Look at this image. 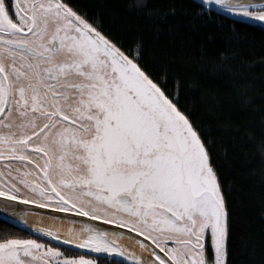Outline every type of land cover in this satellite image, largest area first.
Segmentation results:
<instances>
[{
  "label": "snow or ice",
  "instance_id": "snow-or-ice-1",
  "mask_svg": "<svg viewBox=\"0 0 264 264\" xmlns=\"http://www.w3.org/2000/svg\"><path fill=\"white\" fill-rule=\"evenodd\" d=\"M212 3L264 22V4L203 0L201 10ZM141 55L68 0H0V208L87 218L63 236L33 231L109 264H228V203L209 146ZM70 251L39 235L0 238V264H98Z\"/></svg>",
  "mask_w": 264,
  "mask_h": 264
},
{
  "label": "trees",
  "instance_id": "trees-1",
  "mask_svg": "<svg viewBox=\"0 0 264 264\" xmlns=\"http://www.w3.org/2000/svg\"><path fill=\"white\" fill-rule=\"evenodd\" d=\"M68 2L124 49L139 46L154 77H167L218 170L228 264H264V29L192 0ZM30 235L0 221V238Z\"/></svg>",
  "mask_w": 264,
  "mask_h": 264
},
{
  "label": "water",
  "instance_id": "water-1",
  "mask_svg": "<svg viewBox=\"0 0 264 264\" xmlns=\"http://www.w3.org/2000/svg\"><path fill=\"white\" fill-rule=\"evenodd\" d=\"M193 2L197 3V4H202L203 0H192ZM244 2H247V0H244ZM253 3L256 4H264V0H252ZM205 8L207 10H213L219 14H222L230 19L233 20H237L240 22H244L246 24H249L251 26H259L261 28L264 29V26L257 24L255 22H251V21H247L241 18H238L235 15H232L228 12H226L223 8H221L220 6L215 5L214 3L205 6ZM3 198H0V200H2ZM17 204V215H11V214H7L4 212V210L2 208H0V221H3L5 223H8L9 225L25 231L33 236H37L39 235V238L43 239L45 242L60 246V247H64L67 249H71L73 251H78L81 253H85L88 255H92L94 257L97 258H105L106 255L108 254H104V253H95L92 252L91 250L88 249H79L77 248L75 245H67L64 244L63 241H56L52 238H49L47 236H43L42 234H37L33 231V226H37V227H50L53 230H56L57 228L59 229L61 232H64L65 234L67 233L68 228H74V229H79L82 224L81 221H87V218H81V217H76L74 213H57L52 209H40L35 205H23L20 202H16ZM23 212V215L21 216L19 213ZM59 217L58 219H54L53 217ZM71 220H75L77 221L76 223H70V219ZM95 224L105 227V228H114L115 226L113 225H103L102 222H94ZM127 231V230H124ZM61 236H63V234L59 233ZM119 243L128 248L130 251H134L138 254L141 255H147L146 252H143L140 248L139 245L135 244L132 240H130L127 236L122 237L119 241Z\"/></svg>",
  "mask_w": 264,
  "mask_h": 264
},
{
  "label": "flooded vegetation",
  "instance_id": "flooded-vegetation-1",
  "mask_svg": "<svg viewBox=\"0 0 264 264\" xmlns=\"http://www.w3.org/2000/svg\"><path fill=\"white\" fill-rule=\"evenodd\" d=\"M46 243H48V242H46ZM52 245H53V246H57V245H54V244H52ZM59 247H60V246H59ZM61 248H62V247H61ZM62 249H65V248L63 247ZM66 254H69V255H79V254H85V253H81V252H78V251H75V252L70 251V252H67ZM89 256H91V257L94 258V259H97V257H94V256H92V255H89ZM105 263H106V264H109V260H107ZM98 264H103V263L100 262V259H98Z\"/></svg>",
  "mask_w": 264,
  "mask_h": 264
},
{
  "label": "rangeland",
  "instance_id": "rangeland-1",
  "mask_svg": "<svg viewBox=\"0 0 264 264\" xmlns=\"http://www.w3.org/2000/svg\"><path fill=\"white\" fill-rule=\"evenodd\" d=\"M227 12V11H226ZM229 13V12H228ZM231 14V13H230ZM233 15V14H232ZM235 16H237L238 18H241V19H244V20H247V21H251V22H255V23H257V24H260V25H262V26H264V22H260V21H258V20H255V19H253V18H249V17H245V16H243V15H235Z\"/></svg>",
  "mask_w": 264,
  "mask_h": 264
},
{
  "label": "bare ground",
  "instance_id": "bare-ground-1",
  "mask_svg": "<svg viewBox=\"0 0 264 264\" xmlns=\"http://www.w3.org/2000/svg\"><path fill=\"white\" fill-rule=\"evenodd\" d=\"M57 228H60V227H57ZM57 228H56V230H59V229H57ZM59 233L65 235V233H64V232H61L60 230H59Z\"/></svg>",
  "mask_w": 264,
  "mask_h": 264
}]
</instances>
